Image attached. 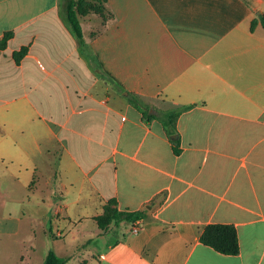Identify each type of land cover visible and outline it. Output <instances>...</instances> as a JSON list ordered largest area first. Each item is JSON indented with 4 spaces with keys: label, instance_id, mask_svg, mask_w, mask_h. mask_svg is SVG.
I'll list each match as a JSON object with an SVG mask.
<instances>
[{
    "label": "crops",
    "instance_id": "crops-1",
    "mask_svg": "<svg viewBox=\"0 0 264 264\" xmlns=\"http://www.w3.org/2000/svg\"><path fill=\"white\" fill-rule=\"evenodd\" d=\"M104 7L78 14L80 43L61 0H0V163L31 188L35 157L58 147L47 251L66 264H264V0ZM110 200L143 213L138 232L137 219L97 225ZM209 223L234 225L238 253L200 241Z\"/></svg>",
    "mask_w": 264,
    "mask_h": 264
},
{
    "label": "rangeland",
    "instance_id": "rangeland-1",
    "mask_svg": "<svg viewBox=\"0 0 264 264\" xmlns=\"http://www.w3.org/2000/svg\"><path fill=\"white\" fill-rule=\"evenodd\" d=\"M51 148V157H35L39 179L31 188L28 184L32 175L29 180L18 178L15 176L16 163H0V264H41L43 261L48 247L43 230L48 224L42 220L49 213L43 199L52 187V182L44 178L58 164V147ZM49 219H52L50 213ZM111 224L104 232L113 230L114 222ZM33 233L37 234L36 239L32 238Z\"/></svg>",
    "mask_w": 264,
    "mask_h": 264
},
{
    "label": "trees",
    "instance_id": "trees-1",
    "mask_svg": "<svg viewBox=\"0 0 264 264\" xmlns=\"http://www.w3.org/2000/svg\"><path fill=\"white\" fill-rule=\"evenodd\" d=\"M105 0H61L62 9L65 14L66 20L70 24L73 32L78 38L80 43H83V35L81 26L78 19V14L92 11L106 17V9L104 7ZM260 22L264 27V14L260 15ZM254 23V22H253ZM8 33L0 41L2 45L5 42ZM26 48L22 47L19 51L15 52V60L18 61L25 53ZM129 100L136 104L138 108L142 109V103L133 95L129 96ZM181 109H172L163 113V121L165 130L168 133H173V122ZM143 213L140 211H119L113 207V200L107 202L104 206V211L101 215L95 217L97 225L104 231L111 221L118 223L120 220L133 222L141 218ZM203 244L209 245L216 251L224 254H236L239 251V243L237 238L236 229L233 224L227 223H209L204 226L199 237ZM67 258L57 255L52 249H48L41 264H66Z\"/></svg>",
    "mask_w": 264,
    "mask_h": 264
},
{
    "label": "built area",
    "instance_id": "built-area-1",
    "mask_svg": "<svg viewBox=\"0 0 264 264\" xmlns=\"http://www.w3.org/2000/svg\"><path fill=\"white\" fill-rule=\"evenodd\" d=\"M140 226H141V220H140V219H137V220L135 221L134 225L131 227V231H132L133 233L138 232Z\"/></svg>",
    "mask_w": 264,
    "mask_h": 264
}]
</instances>
